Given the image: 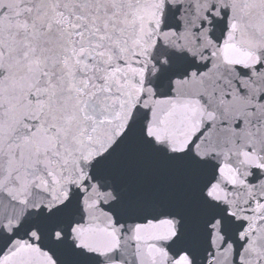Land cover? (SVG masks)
I'll return each mask as SVG.
<instances>
[{
  "label": "snow or ice",
  "instance_id": "6c2138e0",
  "mask_svg": "<svg viewBox=\"0 0 264 264\" xmlns=\"http://www.w3.org/2000/svg\"><path fill=\"white\" fill-rule=\"evenodd\" d=\"M0 264H264V0H0Z\"/></svg>",
  "mask_w": 264,
  "mask_h": 264
}]
</instances>
